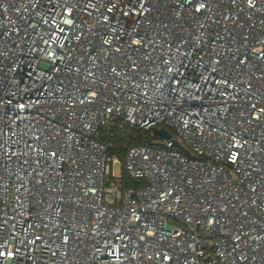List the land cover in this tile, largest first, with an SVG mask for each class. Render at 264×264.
I'll list each match as a JSON object with an SVG mask.
<instances>
[{
    "label": "built area",
    "instance_id": "built-area-1",
    "mask_svg": "<svg viewBox=\"0 0 264 264\" xmlns=\"http://www.w3.org/2000/svg\"><path fill=\"white\" fill-rule=\"evenodd\" d=\"M0 264H264V0H0Z\"/></svg>",
    "mask_w": 264,
    "mask_h": 264
},
{
    "label": "trees",
    "instance_id": "trees-1",
    "mask_svg": "<svg viewBox=\"0 0 264 264\" xmlns=\"http://www.w3.org/2000/svg\"><path fill=\"white\" fill-rule=\"evenodd\" d=\"M145 141L146 139H144L142 135L132 134L123 139H119L117 141V145L110 152L116 154L119 157L121 164L123 165L125 148L128 146L144 143ZM122 175H123V183H124L123 185H130L131 182H129L127 176L123 171H122Z\"/></svg>",
    "mask_w": 264,
    "mask_h": 264
},
{
    "label": "water",
    "instance_id": "water-1",
    "mask_svg": "<svg viewBox=\"0 0 264 264\" xmlns=\"http://www.w3.org/2000/svg\"><path fill=\"white\" fill-rule=\"evenodd\" d=\"M157 132H158L160 135L165 136L166 138L168 137V134L165 133V132L162 131V130H157Z\"/></svg>",
    "mask_w": 264,
    "mask_h": 264
}]
</instances>
